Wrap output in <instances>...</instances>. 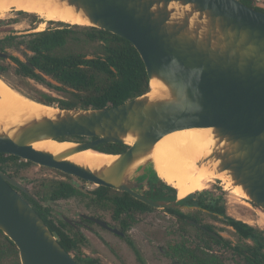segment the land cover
Returning a JSON list of instances; mask_svg holds the SVG:
<instances>
[{"label":"water","instance_id":"water-1","mask_svg":"<svg viewBox=\"0 0 264 264\" xmlns=\"http://www.w3.org/2000/svg\"><path fill=\"white\" fill-rule=\"evenodd\" d=\"M63 1L87 18L88 25L82 26L128 39L140 53L150 81L162 82L167 92L154 97L148 92L105 108H55L37 101L56 112L0 129V152L126 191L156 208H194L175 200L148 199L136 182L140 175L157 174L152 153L165 135L211 128V151L196 166L211 165L216 173L225 172L232 186H239L264 210V12L241 0ZM0 57L9 54L0 50ZM76 136L94 139L57 154L33 146ZM103 143L129 147L110 153L98 149ZM88 149L117 158L98 168L66 159ZM20 190L27 192L0 169V229L18 247L21 264H81Z\"/></svg>","mask_w":264,"mask_h":264},{"label":"trees","instance_id":"trees-1","mask_svg":"<svg viewBox=\"0 0 264 264\" xmlns=\"http://www.w3.org/2000/svg\"><path fill=\"white\" fill-rule=\"evenodd\" d=\"M241 1L264 12V8L254 5L252 0ZM4 42L18 48L23 45L25 48L24 60L17 56H10L17 65L16 72L19 75L44 84L48 83L47 77H51L60 84L55 86L56 89L63 90L68 87L75 92L76 101L59 99L48 94L43 95L42 98H34L47 105L55 106L57 102L58 107L62 108L113 107L151 90V81L145 63L136 47L128 39L109 30L92 26L82 27L80 25L65 24L54 28L48 27L42 31L29 32L21 37L10 35L0 40V44ZM96 42L102 48V52L96 53L92 57H88L81 48L76 49L74 47V44ZM0 50L5 51L3 45ZM0 78L3 77L0 76ZM72 138L83 139L82 136ZM72 138L64 137L61 139ZM128 147L124 143H103L98 149L110 153H121ZM29 163L32 162L24 161L16 155L0 152V169L4 172H7L6 169L10 164L22 167ZM153 177L158 178L157 182H159L156 187L155 198L177 200V190L174 187L162 181L157 174ZM99 188V190L110 189L102 185ZM21 193L32 204L54 235L60 234L62 238L67 237L63 230L49 218L51 217L49 207L44 206L36 196ZM76 194H83L79 187H75L70 181L56 179L50 181L48 190L42 198L55 201L61 198H70ZM123 194L126 198H114L110 199L109 202L113 203L116 213L125 211L126 224L128 218L133 220L134 212L129 210L135 208L143 211L150 208L128 193ZM177 202L200 206L216 213L214 216L232 227L244 242L233 245L231 240L214 231L213 226L210 224L203 225L219 236H214L208 231L192 225L189 220L201 223L195 215H188L178 209L168 208L167 211L180 214L182 222L198 232L194 237L181 240L167 251V255L174 260V264H223L218 259L217 254L212 251L213 245L232 249L235 254L244 257L246 264H264V231L229 216L223 200L216 199L208 202L205 199V191H203L178 199ZM220 215L223 217H220ZM59 241L69 252V246L63 240ZM130 244L133 243L130 242ZM136 252L138 253L137 250ZM8 259L10 261L7 264H21L18 247L0 229V264H5Z\"/></svg>","mask_w":264,"mask_h":264},{"label":"rangeland","instance_id":"rangeland-1","mask_svg":"<svg viewBox=\"0 0 264 264\" xmlns=\"http://www.w3.org/2000/svg\"><path fill=\"white\" fill-rule=\"evenodd\" d=\"M252 1L254 5L264 8V0ZM42 22H44V27L41 29L40 25ZM62 24L73 25L60 21H44L36 14L12 9L9 12L0 14V40L10 35L21 37L29 32L42 31L48 27H59ZM2 45L5 48V52L9 54V58H0V76L11 83V85L19 88L33 98H42L43 95L48 94L59 99L77 100L75 92L71 88L56 89L55 86H59L60 84L51 77H47L48 83L44 84L32 78L19 75L16 72L17 65L12 61L10 56H17L24 60V46L20 45L18 48L5 42ZM74 47L76 49L81 48L88 57L102 52V48L98 42L74 44ZM54 107L58 108L57 102ZM71 140L75 143L80 142L76 138H72ZM6 170L7 173L13 174L14 178L27 187L44 206L50 208V216L55 221L61 219L63 216L70 219L78 218L79 213H86L99 215L103 219L110 221L111 224L118 225L117 220L111 219V207H108V209L100 207L87 194H79L56 201L42 198L46 194L48 184L52 180L62 179L70 181L75 186L83 188L84 191L96 188V184L85 182L74 175H64L61 173L62 171L34 162L22 167L10 164ZM159 177L164 181L161 175ZM156 183L159 184V182ZM139 191L142 192V189H139ZM204 191L205 199L208 202L216 199L223 200L229 216L264 231V210L251 203L246 196H240L229 189H225L224 185L220 182L213 183L210 188ZM180 209L188 215H195L201 224L212 225L214 231L231 240L233 245L244 242L238 237L232 227L207 211L184 207ZM92 229L99 239L93 236L92 238H87V243L81 246V250L85 255L97 258L100 264H174V260L167 255V251L181 240L187 237H194L198 233L192 227L185 225L175 214L157 208L135 214L133 220L130 221L126 236L132 240L133 246L127 243L126 236L125 238L118 237L94 223H92ZM86 233L90 234L89 232ZM212 249L223 264H246L244 257L235 254L230 248L213 245ZM90 253H93L94 256L90 255ZM9 261L10 259L5 261V264ZM82 262V264H88L86 261Z\"/></svg>","mask_w":264,"mask_h":264},{"label":"bare ground","instance_id":"bare-ground-1","mask_svg":"<svg viewBox=\"0 0 264 264\" xmlns=\"http://www.w3.org/2000/svg\"><path fill=\"white\" fill-rule=\"evenodd\" d=\"M12 9L36 14L44 21H60L73 25H88L87 18L82 13H76L74 8L63 0H0V14ZM41 29L44 22L41 23ZM167 92L164 84L156 79L151 80L150 96H160ZM56 109L38 103L36 99L24 94L15 86L0 78V129L24 123L31 118L42 115H53ZM129 143L133 139H128ZM214 143L211 128H188L177 130L165 135L155 145L152 159L158 176L174 187L180 198L211 187L220 182L225 189L246 196L242 189L232 186L230 177L225 173H216L211 165L197 167L196 162L210 153ZM75 145L73 141L58 142L42 140L33 144L36 149L46 150L53 154L60 153ZM116 155L100 153L92 149L76 152L66 159L98 168L112 163ZM214 166L217 163L213 164Z\"/></svg>","mask_w":264,"mask_h":264},{"label":"flooded vegetation","instance_id":"flooded-vegetation-1","mask_svg":"<svg viewBox=\"0 0 264 264\" xmlns=\"http://www.w3.org/2000/svg\"><path fill=\"white\" fill-rule=\"evenodd\" d=\"M62 25H65V24H62ZM67 25V24H66ZM2 46V44H0V47ZM2 51V50H1ZM1 58V57H0ZM91 139H94V137H83V139H77L78 141L82 142V141H87V140H91ZM24 160V159H22ZM24 161H27V160H24ZM32 162V161H31ZM37 164V163H36ZM7 173V172H6ZM9 174V173H8ZM67 174V173H66ZM10 176L13 177V174H9ZM70 175V174H69ZM77 177V176H76ZM14 178V177H13ZM16 179V178H14ZM18 180V179H16ZM19 181V180H18ZM85 182H89V181H86L84 180ZM165 181V180H164ZM156 178L153 177V176H148V175H140L138 178H137V182H136V188L137 190L139 191V189L141 190L142 189V194L148 198V199H152V200H159L161 198H155V193H156V187H157V183H156ZM21 183V182H20ZM92 183V182H90ZM22 184V183H21ZM73 184V183H72ZM94 184V183H92ZM23 185V184H22ZM74 185V184H73ZM97 185V184H96ZM24 186V185H23ZM75 186V185H74ZM99 186L101 185H97L96 188L92 189V190H89V191H84L83 188L79 187L81 189V191L83 192L82 195H89L93 198V200L99 204L100 207H104V208H107L108 207H111V210H110V216H111V219L113 220H117L118 222V225L116 224H111L110 221L108 220H105L103 219L101 216L99 215H95V214H86V213H79L78 214V218H68L66 216H63L61 219L55 221L52 217H49L51 218L54 223L60 227L65 236H67L66 238H62L60 236V234H56V238L58 240H63V242L69 246V253L76 259V261H78L79 263H83L82 261H86L88 262V264H100L99 263V260L95 257H89L87 255H85L82 250H81V246L85 243H87V238H92L93 237H98L94 232H93V229H92V223L94 224H97L99 226H101L103 229H106L107 231L113 233L114 235H117L118 237H121V238H125L126 236V233L128 231V228L130 226V218H128V223L126 224L125 222V217H126V213L125 211H122V212H119V213H116L115 209L113 207V203L109 200L110 199H122V198H126V196L123 194V193H128L126 191H123V190H117V189H114V188H110L109 190H99ZM25 187V186H24ZM77 187V186H75ZM106 187V186H105ZM27 192H24V191H21L20 192H24V193H27L29 195H33L35 196L34 194H32L27 187H25ZM102 191V192H101ZM204 191V190H203ZM202 191V192H203ZM99 193V195H98ZM198 193H201V191L199 192H195V193H191V194H198ZM129 195H131L130 193H128ZM189 194V195H191ZM76 195H79V194H76ZM75 196V195H74ZM132 197H134L133 195H131ZM188 196V195H187ZM186 196V197H187ZM135 198V197H134ZM184 198V197H182ZM61 199H67V198H61ZM137 199V198H135ZM178 199H181L178 194H177V200L176 203L181 205V206H184V205H188V204H180L178 203ZM139 200V199H137ZM164 200H170V199H164ZM56 201V200H55ZM141 201V200H139ZM173 201V200H172ZM143 202V201H141ZM145 203V202H143ZM146 205H148L150 208H146L145 210L143 211H146L148 209H153V208H156L152 205H149L147 203H145ZM191 206V205H190ZM193 206V205H192ZM48 207V206H46ZM180 208L182 207H178V208H173V209H178L180 210L182 213H184ZM186 208V207H184ZM188 208V207H187ZM194 208L198 209V210H203V211H207L208 213L212 214V215H216V213L214 212H211L209 209L207 208H203V207H200V206H194ZM157 209H164L165 211H167L166 209L168 208H157ZM130 212H134L133 213V218H134V215L135 214H138V213H141L143 212L142 210L140 209H135L134 210H129ZM169 212V211H168ZM172 213V212H171ZM174 214V213H173ZM178 219H182L181 215L180 214H175ZM220 217H223L222 215H220ZM95 219H100L102 221H105L107 224H108V227H105L103 226L102 224H100L99 222H97ZM194 221V220H193ZM189 222L191 223V221L189 220ZM196 222V221H195ZM198 223V222H197ZM192 224V223H191ZM200 225H202L204 227L203 224L199 223ZM194 225V224H192ZM195 226V225H194ZM197 227V226H195ZM200 228V227H198ZM205 228V227H204ZM203 229V228H201ZM207 229V228H206ZM116 230V231H115ZM204 230V229H203ZM208 230V229H207ZM206 231V230H205ZM85 232V233H84ZM86 232H89L90 234L86 233ZM208 232H213V231H209ZM216 233V232H214ZM86 234V235H85ZM211 234V233H210ZM99 239V237H98ZM126 241L128 244H130V242H132L131 239H129V237L126 236ZM60 242V241H59ZM133 243V242H132ZM133 246V244H131ZM134 250H136L134 248ZM90 255L94 256L93 253H90Z\"/></svg>","mask_w":264,"mask_h":264}]
</instances>
